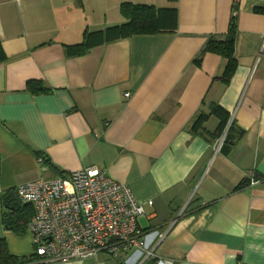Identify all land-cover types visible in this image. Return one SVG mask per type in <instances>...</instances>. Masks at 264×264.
<instances>
[{"label":"crops","instance_id":"0c3cea01","mask_svg":"<svg viewBox=\"0 0 264 264\" xmlns=\"http://www.w3.org/2000/svg\"><path fill=\"white\" fill-rule=\"evenodd\" d=\"M123 2L176 8L172 31L66 55L86 33L122 23ZM233 17L237 65L224 84L222 56L196 58L209 39L225 38ZM0 43L2 191L95 167L143 204L140 229L166 231L155 258L264 264V0H0ZM32 80L47 90L28 91ZM215 103L241 131L222 148ZM201 112L204 132L192 133ZM0 237L12 254L33 251L31 234L2 221ZM142 254L66 264H139Z\"/></svg>","mask_w":264,"mask_h":264},{"label":"built area","instance_id":"2783aa9c","mask_svg":"<svg viewBox=\"0 0 264 264\" xmlns=\"http://www.w3.org/2000/svg\"><path fill=\"white\" fill-rule=\"evenodd\" d=\"M223 141H217V148ZM255 181L251 179L250 184ZM2 192L0 189V197ZM15 195L33 207L27 230L32 236V253L40 263L66 264L101 252L123 257L127 250L136 248L143 252L139 264L148 259H154L155 264H172L170 259L154 256L166 231L140 229L143 204L128 185L98 168L38 177L18 184ZM147 203L151 205L152 200Z\"/></svg>","mask_w":264,"mask_h":264},{"label":"trees","instance_id":"16d2710c","mask_svg":"<svg viewBox=\"0 0 264 264\" xmlns=\"http://www.w3.org/2000/svg\"><path fill=\"white\" fill-rule=\"evenodd\" d=\"M169 1L176 2V0ZM120 14L124 18L122 23L107 27L104 30L86 33L81 43L66 46V55L68 57L80 56L91 46L103 41H111L133 35L172 31L170 16H176V8H156L148 4L123 2L120 5ZM235 33L236 21L233 17L230 20L225 38L209 39L196 58V61L199 62L202 55L206 52H212L222 56L226 60L224 71L220 77L224 84L229 82L237 65V60L234 55ZM5 58L0 43V62L4 61ZM26 89L33 93L47 90L40 82L35 80L29 81ZM209 112L220 118L219 137L222 135L225 128H227L221 148L224 142H233L240 137L241 131L234 128L232 122L228 125L227 118L224 117L222 108L218 104H210ZM206 114L207 113L201 112L196 117L191 126L192 133L200 134V132H204L201 122ZM0 200L2 204L0 212L2 214L1 221L3 226L5 229L17 235H23L33 215V207L30 204L22 203L13 190L3 191ZM34 260H36V257L33 253L28 256H18L10 253L5 239L0 237V264H27Z\"/></svg>","mask_w":264,"mask_h":264},{"label":"rangeland","instance_id":"374dc122","mask_svg":"<svg viewBox=\"0 0 264 264\" xmlns=\"http://www.w3.org/2000/svg\"><path fill=\"white\" fill-rule=\"evenodd\" d=\"M1 215H2V214H1V212H0V224H1ZM140 221H141V224H143V225H144V221L142 220V218H141V220H140ZM26 232H27V233H29V231H28V230H26ZM29 234H30V233H29Z\"/></svg>","mask_w":264,"mask_h":264},{"label":"water","instance_id":"95a60500","mask_svg":"<svg viewBox=\"0 0 264 264\" xmlns=\"http://www.w3.org/2000/svg\"><path fill=\"white\" fill-rule=\"evenodd\" d=\"M224 136H225V134H223V135H222L221 139H223V140H224Z\"/></svg>","mask_w":264,"mask_h":264}]
</instances>
